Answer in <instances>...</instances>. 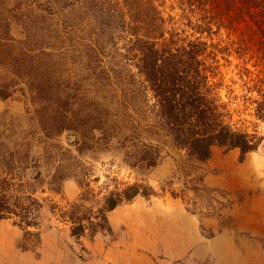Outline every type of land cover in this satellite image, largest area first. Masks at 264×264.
<instances>
[{
  "label": "rangeland",
  "instance_id": "obj_1",
  "mask_svg": "<svg viewBox=\"0 0 264 264\" xmlns=\"http://www.w3.org/2000/svg\"><path fill=\"white\" fill-rule=\"evenodd\" d=\"M86 1L57 5L52 0H0V14L11 12V36L16 40L31 39L27 48L33 55L30 59L25 57L24 63L38 67L41 75L53 71L52 82L57 81V89L63 91L62 100L53 99L54 106L62 102L70 128L58 137H46L43 129H48L51 116L44 111L40 123L35 110L46 108L50 101L33 103L19 82L23 74L16 76L9 66L0 68V85H9L5 87L9 89L16 83L18 91L7 100L0 95V151H31L32 157L40 160L46 181L57 170L65 178L59 193L48 185L38 189L36 197L43 203L38 245L28 244L30 249L24 250L25 232L12 220L0 221V264H116L113 258L134 247L138 253L133 260L138 261L147 256L145 249L149 244L136 240H148L159 217L176 218L183 226L180 238L184 241L192 238V223L198 225L196 251L203 254L193 252L174 264H264V123L243 111L234 119H246L249 123L245 127L239 125L240 130L263 138L258 151L243 157L240 150L216 147L207 163L181 171L184 153L167 146L162 155L164 161L147 177L157 197H138L109 213L110 232H100L94 238L72 236V225L62 219L63 212L77 204L97 213L106 193L102 187L109 185L112 191L113 179L131 184L139 177L125 166L123 141L120 144L112 123L117 115L114 97L120 87L116 81L119 59L112 61L98 53L104 46H98V15L90 10L97 5L94 0ZM171 7L175 8L173 12ZM165 11L174 16L181 13L173 0H166ZM221 34L223 39L227 37L225 31ZM231 61L232 66L222 61L223 74L227 85L231 86L232 79L238 82L233 89L241 97L246 93L239 81L242 69L247 67L257 73L261 68L255 69L254 61L239 59L236 54ZM226 95L224 91L223 96ZM100 110L102 116L98 115ZM102 117V121L110 123L107 131L101 130ZM190 173L193 175L187 179ZM201 176L204 186L190 182ZM86 195L85 202L82 198ZM154 259L159 261L162 257Z\"/></svg>",
  "mask_w": 264,
  "mask_h": 264
},
{
  "label": "trees",
  "instance_id": "obj_2",
  "mask_svg": "<svg viewBox=\"0 0 264 264\" xmlns=\"http://www.w3.org/2000/svg\"><path fill=\"white\" fill-rule=\"evenodd\" d=\"M52 1L61 5L72 0ZM173 1L181 11L178 16L165 11L166 0H94L97 6L89 5L92 13L98 15V46H104L98 53L112 61L119 59L116 81L120 87L114 97L117 115L112 123L120 144L123 141L124 164L139 177L131 184L113 179L112 191L109 185L102 187L106 193L97 213L77 204L63 212L61 217L71 223L75 238H94L100 232H110L109 213L138 197H157L147 177L164 161L162 155L167 146L184 153L181 171L207 163L216 147L240 150L245 157L261 146L262 137L238 127L249 122L234 118L243 111L264 123V0ZM174 9L171 7L172 12ZM10 18L9 10L0 14V68L9 66L16 76L23 74L19 82L24 84L33 103L50 101L46 108L35 111L40 123L44 111L51 116L48 129H43L46 137H58L70 130L62 102L57 107L53 102L63 99V91L57 89V81L52 82L53 71L41 75L38 67L24 63L25 57L30 59L33 55L27 48L31 39H14ZM222 31L227 33L224 39ZM13 53L16 57L11 60ZM235 54L239 59L254 61L255 69L261 68L257 73L247 67L242 69L239 81L246 93L241 97L233 89L238 82L232 79L231 86L227 85L223 74L222 61L232 66ZM108 83L113 86L110 80ZM12 86L6 89L9 85H0L4 100L18 92L16 83ZM109 124L102 121L101 130L107 131ZM39 163L31 151H0V221L12 220L25 232L24 250L30 249L28 244L38 245L40 240L43 203L36 197L38 189L48 185L51 191L59 193L65 179L57 170L46 181ZM192 175L187 174V179ZM190 182L204 186V176L191 178ZM173 196L178 197L174 193ZM87 199V195L82 198L85 202Z\"/></svg>",
  "mask_w": 264,
  "mask_h": 264
},
{
  "label": "crops",
  "instance_id": "obj_3",
  "mask_svg": "<svg viewBox=\"0 0 264 264\" xmlns=\"http://www.w3.org/2000/svg\"><path fill=\"white\" fill-rule=\"evenodd\" d=\"M168 218L159 217L155 220L158 222L154 228L158 229L153 228L151 230L150 235L152 236H149L148 240H142L141 238L136 240L137 243L149 244L148 248L145 249L147 256L144 259L133 260L137 259L135 254L138 253L137 248L134 247V249L122 250L117 258H113L112 261L116 264H174L193 252L202 255L203 253L196 251L199 247L198 225L192 223L190 226L193 233L192 238L184 241L180 238L184 233L182 224L176 218ZM158 257H162V259L155 261L154 258Z\"/></svg>",
  "mask_w": 264,
  "mask_h": 264
}]
</instances>
